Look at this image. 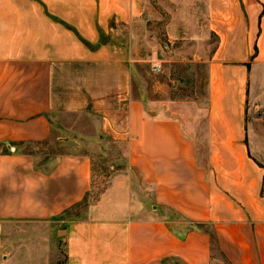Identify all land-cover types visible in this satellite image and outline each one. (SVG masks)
<instances>
[{
  "label": "crops",
  "instance_id": "obj_1",
  "mask_svg": "<svg viewBox=\"0 0 264 264\" xmlns=\"http://www.w3.org/2000/svg\"><path fill=\"white\" fill-rule=\"evenodd\" d=\"M164 19L169 42L213 46L204 101L145 95L137 63ZM257 63L264 0H0V264L41 263L45 245L15 229L30 221L62 227L66 264H212V234L227 264H264L246 124ZM63 113L94 115L127 163L78 218L66 212L90 189V150L38 164L24 148Z\"/></svg>",
  "mask_w": 264,
  "mask_h": 264
},
{
  "label": "rangeland",
  "instance_id": "obj_2",
  "mask_svg": "<svg viewBox=\"0 0 264 264\" xmlns=\"http://www.w3.org/2000/svg\"><path fill=\"white\" fill-rule=\"evenodd\" d=\"M164 21L165 19L149 22L152 24L147 45L144 47L145 58L137 63L140 81L145 87V95L158 99L204 101L207 63L202 58L206 57L213 46L199 47L177 41L169 42ZM154 65H158L159 69L156 70ZM251 73L256 83L252 87L246 105L247 134L254 158L264 165V63L254 64ZM136 87L139 88L140 84ZM97 134L98 119L94 115L63 113L53 117L52 135L48 141L24 146L37 156L38 164H43L45 157L48 156L55 157L68 152L90 150L92 183L84 199L66 212V216L71 218L82 217L89 204L97 200L113 177L126 171L124 148L107 138L101 137L102 140H97ZM15 229L26 230L36 248L42 243L45 245L47 254L42 258L37 256L35 261L41 262L38 264H66L64 235L57 232V229L62 227H54L51 222L46 221H30L25 225L17 222ZM50 232L53 234L51 235ZM212 240H215V236ZM212 243L214 244L212 264H227L216 248L215 242Z\"/></svg>",
  "mask_w": 264,
  "mask_h": 264
},
{
  "label": "built area",
  "instance_id": "obj_3",
  "mask_svg": "<svg viewBox=\"0 0 264 264\" xmlns=\"http://www.w3.org/2000/svg\"><path fill=\"white\" fill-rule=\"evenodd\" d=\"M154 68H155L156 70H158V69H159V66H158V65H154Z\"/></svg>",
  "mask_w": 264,
  "mask_h": 264
},
{
  "label": "trees",
  "instance_id": "obj_4",
  "mask_svg": "<svg viewBox=\"0 0 264 264\" xmlns=\"http://www.w3.org/2000/svg\"><path fill=\"white\" fill-rule=\"evenodd\" d=\"M77 204H78V203H77ZM213 236H214V235L212 234V237H213ZM212 242H215V243H216V240H214V241L212 240Z\"/></svg>",
  "mask_w": 264,
  "mask_h": 264
}]
</instances>
